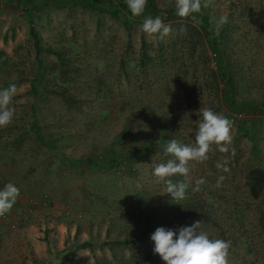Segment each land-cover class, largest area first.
<instances>
[{"label":"rangeland","instance_id":"rangeland-1","mask_svg":"<svg viewBox=\"0 0 264 264\" xmlns=\"http://www.w3.org/2000/svg\"><path fill=\"white\" fill-rule=\"evenodd\" d=\"M200 14L213 46L169 0L137 17L0 0V89L18 88L16 116L0 127V189L21 193L0 217V264H165L151 235L197 220L230 242L229 264H264V183L256 198L244 184L249 169L264 172V0H214ZM157 15L173 29L163 39L141 31ZM201 107L232 121L235 155L229 172L215 146L191 162L187 198L172 201L153 168L170 140L194 142Z\"/></svg>","mask_w":264,"mask_h":264},{"label":"clouds","instance_id":"clouds-1","mask_svg":"<svg viewBox=\"0 0 264 264\" xmlns=\"http://www.w3.org/2000/svg\"><path fill=\"white\" fill-rule=\"evenodd\" d=\"M148 0H126V4L133 17L145 12ZM174 6L175 14L181 19L191 18L193 23H199L196 14L202 13L214 5V0H169ZM228 22L227 16L213 17L210 24L214 25L215 34L219 35L221 27ZM213 29H210V31ZM141 31L153 39H160L173 33L170 25L165 24L162 18L145 17ZM187 29L181 28L180 34H186ZM16 84L0 89V127L12 123L16 116L13 98L17 95ZM200 118L196 123L194 142L185 144L172 139L164 145L163 153L170 157L166 162L157 163L153 168V175L158 182H164L165 193L170 194L172 201L187 198V190L192 184L190 179L191 162L203 163L209 159V153L215 150L226 154L224 159L217 161V169L229 172L230 158L235 155L232 145V121L223 114H218L208 107H201L198 111ZM180 176L183 179L173 182L171 177ZM224 177L218 178L217 186L221 185ZM205 183L204 178L195 181L193 191H198ZM20 189L9 182L0 189V217L8 214L20 196ZM179 204V203H178ZM178 231V234H177ZM154 242L153 252L158 254L165 264H229L228 255L230 242L222 239H210L209 235L201 230V221H195L191 226H183L178 230L158 227L151 235Z\"/></svg>","mask_w":264,"mask_h":264},{"label":"trees","instance_id":"trees-1","mask_svg":"<svg viewBox=\"0 0 264 264\" xmlns=\"http://www.w3.org/2000/svg\"><path fill=\"white\" fill-rule=\"evenodd\" d=\"M30 1V0H25ZM47 3L58 4V5H75L77 3H82L83 5L90 8H107V9H115V8H127L126 4L120 3L116 6H106L103 3V0H43ZM157 14V12H155ZM199 20L200 26L204 30L205 38L210 41L213 46V40L209 37L208 33L205 31L206 26V18L201 14H196ZM30 36L34 39V45L37 48L36 36L33 33V30H29ZM38 49V48H37ZM264 183V172L259 168L249 169L244 175V184L248 188L249 194L252 198H256L259 192L262 190ZM264 229V224L262 225Z\"/></svg>","mask_w":264,"mask_h":264},{"label":"crops","instance_id":"crops-1","mask_svg":"<svg viewBox=\"0 0 264 264\" xmlns=\"http://www.w3.org/2000/svg\"><path fill=\"white\" fill-rule=\"evenodd\" d=\"M32 244V243H31Z\"/></svg>","mask_w":264,"mask_h":264}]
</instances>
